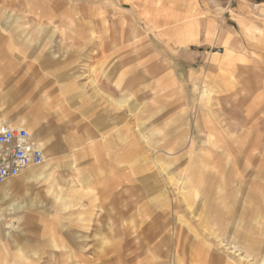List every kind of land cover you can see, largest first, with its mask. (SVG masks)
Masks as SVG:
<instances>
[{
	"label": "rangeland",
	"instance_id": "374dc122",
	"mask_svg": "<svg viewBox=\"0 0 264 264\" xmlns=\"http://www.w3.org/2000/svg\"><path fill=\"white\" fill-rule=\"evenodd\" d=\"M262 2L0 0V264H264Z\"/></svg>",
	"mask_w": 264,
	"mask_h": 264
},
{
	"label": "built area",
	"instance_id": "2783aa9c",
	"mask_svg": "<svg viewBox=\"0 0 264 264\" xmlns=\"http://www.w3.org/2000/svg\"><path fill=\"white\" fill-rule=\"evenodd\" d=\"M44 162V150L25 126L0 122V185Z\"/></svg>",
	"mask_w": 264,
	"mask_h": 264
},
{
	"label": "crops",
	"instance_id": "0c3cea01",
	"mask_svg": "<svg viewBox=\"0 0 264 264\" xmlns=\"http://www.w3.org/2000/svg\"><path fill=\"white\" fill-rule=\"evenodd\" d=\"M256 5H261V7H263L262 10H264V2L260 3V4H256ZM241 21V20H240ZM241 23H243L241 21ZM234 43H232L233 45ZM169 75V74H168ZM39 99L38 98V102H39ZM32 113H33V120L35 121L36 119L38 120V123H39V126L41 125V113H40V110H38V115L36 116V99L34 98L33 99V109H32ZM0 122H5V123H10V124H13V125H17V126H25L27 127L26 125V122L25 120L21 119L19 121H14V122H10L9 120H5V119H2ZM42 127V126H40ZM29 129V128H28ZM31 132L32 129H29ZM33 134V133H32ZM212 134V133H211ZM192 147V146H191ZM192 149H190L191 151ZM192 152V151H191ZM157 164V162L155 163ZM194 170V169H193ZM27 172V171H26ZM24 173V172H23ZM22 173V174H23ZM50 170L48 168V165H46L44 168H42L41 170H39L38 172H35V171H29L25 174H23L27 179L29 180H32V179H39V178H44V179H49L50 177ZM15 179V178H13ZM12 178H9L7 179L3 184L0 185V201H3V200H7L10 196V192L13 190V187L15 185V182ZM198 189V186L197 185H194V183L192 182L190 185H189V188H188V191L189 193H194ZM5 207H13V208H21L22 206H20L19 203H11L10 201L8 203H6ZM199 253H202L199 252ZM244 256H247V255H244Z\"/></svg>",
	"mask_w": 264,
	"mask_h": 264
}]
</instances>
